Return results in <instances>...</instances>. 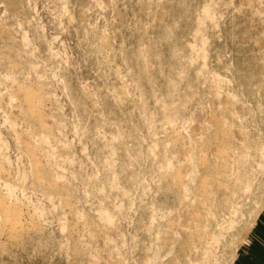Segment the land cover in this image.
<instances>
[{"label":"rangeland","instance_id":"rangeland-1","mask_svg":"<svg viewBox=\"0 0 264 264\" xmlns=\"http://www.w3.org/2000/svg\"><path fill=\"white\" fill-rule=\"evenodd\" d=\"M258 246L264 0H0V264Z\"/></svg>","mask_w":264,"mask_h":264},{"label":"crops","instance_id":"crops-1","mask_svg":"<svg viewBox=\"0 0 264 264\" xmlns=\"http://www.w3.org/2000/svg\"><path fill=\"white\" fill-rule=\"evenodd\" d=\"M256 252L263 254V256H260L256 262H251V264H264V249L262 250L258 246Z\"/></svg>","mask_w":264,"mask_h":264}]
</instances>
